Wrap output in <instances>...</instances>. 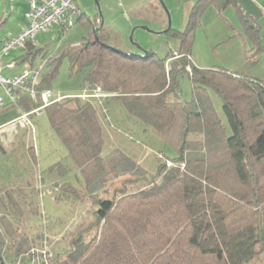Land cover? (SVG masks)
<instances>
[{"label":"trees","instance_id":"1","mask_svg":"<svg viewBox=\"0 0 264 264\" xmlns=\"http://www.w3.org/2000/svg\"><path fill=\"white\" fill-rule=\"evenodd\" d=\"M231 4L254 39L249 54L257 62L261 38L239 0H198L186 27L170 28L179 48L165 57L118 49L92 32V38L47 62L50 70L39 91L52 89V79L68 58L71 74L87 71L84 91L107 94L101 103L96 97L68 95L44 108L86 180L83 189L73 188L78 200L88 198L95 205L96 223L85 229L97 231L89 238L86 233L75 236L64 248L46 236L31 238L18 227L25 219L23 209L19 212L13 196L2 192L0 264H250L264 251V79L221 66L203 68L192 59L205 9L215 5L221 13ZM87 24L97 26L90 19ZM24 50L19 63L31 65L44 51L32 43ZM185 73L193 85L189 101L181 98ZM212 87L224 100L226 122ZM113 102L124 114L118 119L143 126V132L153 127L176 157L173 166L159 162L144 187L108 198L101 193L109 182L140 169L119 146L104 153L106 130L98 105L105 109ZM42 104L40 94H21L16 102L0 105V115L16 106L32 111ZM33 148L29 151L37 160ZM37 239L40 246L33 245Z\"/></svg>","mask_w":264,"mask_h":264},{"label":"rangeland","instance_id":"2","mask_svg":"<svg viewBox=\"0 0 264 264\" xmlns=\"http://www.w3.org/2000/svg\"><path fill=\"white\" fill-rule=\"evenodd\" d=\"M104 1L77 0V3L80 4H78L79 7L81 6V10L86 15L94 16L95 13H100L103 20L106 17L108 22L117 17L118 9L124 8L125 10L127 8L126 3H123L119 8L116 6L115 9L111 8L105 11L103 9ZM13 2L0 0V42L6 38L9 31L6 24H10L15 16L12 13ZM159 4L163 7L164 13L171 14L165 1L160 0ZM230 13L232 17L236 16L232 6L226 15ZM169 22V17L168 22L163 24L155 20H147V25L134 26L129 34L122 32L126 43L128 42L133 48L131 51L127 50L126 45L114 41L115 37L112 36L109 37L110 45L124 51L137 53L154 50L159 56L165 57L171 52H175L179 47V41L171 33L164 32L169 27ZM177 26L180 25L176 20L174 22L172 17V27L179 29ZM106 29L100 31L96 25L95 28H90L86 20L77 16L75 25L71 28L64 29L57 25L42 32L36 37V46L43 48L44 51L41 56L34 59V64L44 66V73H47L50 70L47 65L50 59L88 37L92 38L93 35L96 37V32L104 42L108 39ZM92 32H94L93 35ZM238 43L240 40L234 36L231 25L219 15L215 6H211L197 27L192 59L197 66L203 68L213 66L234 68L239 55ZM24 53V49L17 48L3 58L2 69L5 74L12 75L10 71L14 73L22 70L20 66L22 68L31 66L29 62H23L16 70L7 66L14 59L21 58ZM174 57L176 59V56ZM240 57L243 58L244 53L240 54ZM171 61L172 57L166 61L167 67ZM259 65V67H264L261 66L262 64ZM69 66L68 58H64L59 72L51 81L52 89L56 95H80L84 92L82 81L87 71L71 74ZM260 72H262L261 69ZM0 94L8 97L3 90H0ZM211 95L216 108L221 112L226 122L223 98L213 87ZM104 98L105 95L96 97L99 103ZM181 98L188 101L194 98L192 80L188 73H185L182 78ZM98 106L106 130L104 153H109L113 148L119 146L140 165V169L134 170L133 173H125L113 182H109L106 190L102 191V196L111 198L117 191L118 194L136 191L147 185L146 178L156 174L159 162L166 163V159L174 161L175 151L162 140L153 127L148 126V131L143 132V126H131L129 122L118 119L117 117H123L124 114L114 102L106 106L105 109L102 104ZM23 111L21 107L16 106L8 112L2 113L0 127L17 119ZM31 119L34 123V130L31 126L20 127L17 132L11 135V140L3 139L4 135L0 133V193L7 191L17 203V210L20 212L23 209L22 213H25V219L23 218V222L18 225L19 229H27L26 233L31 238L39 235L41 238L46 236L50 242L59 240L57 246L64 248L66 243L68 244L75 236L86 233L89 238L96 233V227L85 229L96 223L95 205L88 198L83 202L78 200L73 188L83 189L86 180L70 156L68 147L53 130L47 111L44 109L40 113H35L31 115ZM5 133L7 134V132ZM33 145V153L37 160H34L29 151L30 146ZM66 187H69L68 191ZM39 240L37 239V244L33 245L40 246ZM250 264H264V251H261Z\"/></svg>","mask_w":264,"mask_h":264},{"label":"crops","instance_id":"3","mask_svg":"<svg viewBox=\"0 0 264 264\" xmlns=\"http://www.w3.org/2000/svg\"><path fill=\"white\" fill-rule=\"evenodd\" d=\"M11 1H14L13 2L14 6H12V13L15 16L13 21L10 22V24H6V27L7 28L9 27L8 28L9 31L6 38L3 39L0 42V44L3 43L6 39L11 38L20 33V31L26 24V14L30 9V4L27 0H19L17 2L16 0H11ZM164 1L171 10V14H172V16L170 14L171 24L173 17V21L175 22L176 20L178 25H180L177 26L179 27V30L181 29L183 30L188 23L191 9L198 0H163V2ZM159 2L160 0H124V2L123 0H105L103 3L104 5L103 9L105 11L110 10L111 8L115 9L116 6H118L119 8V6H122L123 3H126L127 5V8L125 10L124 8L118 9V11L116 12L117 17L109 22L106 20V17L103 20V17L102 15H100V13H95L94 16H90V15L88 16L83 11L82 12L83 15L82 14L81 15L83 16L82 18L86 20V23L87 20L89 19L95 21L97 26L100 28V31L102 30L104 31L107 28L106 29V36L108 37V39H106L107 41H109L110 39L109 37L111 36L115 37L114 41H117L118 44L126 45L127 50L131 51L133 50V48H131L128 42L126 43L124 36H122V32L123 34L126 33L129 34L132 27L139 25H147V20H155L161 24L168 22L169 15L163 12V7L159 4ZM118 3H120V5H118ZM239 4L241 5L242 10L253 16L254 19L253 24L254 27H256V29L253 28L251 29L256 33H259V37L261 38L263 51L261 52L260 58L257 62H253L251 60L249 53L250 50L255 49V42L251 34L246 29L244 22L242 21V18L238 13L237 6L231 4L225 9H223L221 13H219V9L215 5H210L205 9L203 16L211 6H215L218 10L219 15L231 25L234 31V36L240 40V43H238L239 55L237 57L236 66L234 68L228 67L227 69L229 71H233L237 73H245L256 78L264 79V67H259L260 66L259 64H262L261 66H264V59H263L264 58L263 57L264 56V0H239ZM231 6L234 7L235 9V14H236L235 17H232L231 13L229 15H226L227 11H229V8ZM257 29H259V31H257ZM166 33H169V31ZM177 50L178 49H176V51ZM243 53H244V57L241 58L240 54L243 55ZM17 59H14L17 61V65L14 68L15 70L17 69L18 66L22 64L19 63L20 61ZM20 67H21L20 69L22 70L14 73L10 71L11 74L12 75L18 74L25 69L22 68V66ZM213 67H217V66H213ZM260 69L262 70V72H260Z\"/></svg>","mask_w":264,"mask_h":264},{"label":"built area","instance_id":"4","mask_svg":"<svg viewBox=\"0 0 264 264\" xmlns=\"http://www.w3.org/2000/svg\"><path fill=\"white\" fill-rule=\"evenodd\" d=\"M30 9L26 14V24L19 34L6 39L0 46V90L8 96L0 94V105L8 102H16L21 94H26L36 98L41 95L43 104L32 111H23V113L15 120L10 121L0 127V133L3 139H12L11 135L18 131L20 127L31 126L34 130V123L31 115L40 113L51 103L60 101L68 95H56L50 88L39 91L38 86L44 74V66L31 65L18 74L8 75L2 69L3 58L12 50L17 48L27 49L32 44H37V35L45 32L57 25L64 29L71 28L75 25L77 16L82 14L77 0H27ZM175 57H172L174 59ZM17 61L13 60L7 64L10 69H14ZM107 95L102 93L101 89H97L93 93L84 91L80 96L100 97ZM8 98V99H7ZM7 132V134L5 133ZM168 166H173L174 162L166 159ZM184 166V163H182Z\"/></svg>","mask_w":264,"mask_h":264},{"label":"water","instance_id":"5","mask_svg":"<svg viewBox=\"0 0 264 264\" xmlns=\"http://www.w3.org/2000/svg\"><path fill=\"white\" fill-rule=\"evenodd\" d=\"M162 2H163V0H162ZM169 13V12H168ZM169 17H170V13H169ZM170 24H169V27L166 29V30H164V32H168L169 30H170V28H172V24H171V17H170V22H169ZM96 38L97 39H99V36H98V33L96 32ZM155 51L154 50H151V51H148V50H144V51H142V53H140V54H143L144 56H148V55H150V54H153Z\"/></svg>","mask_w":264,"mask_h":264}]
</instances>
